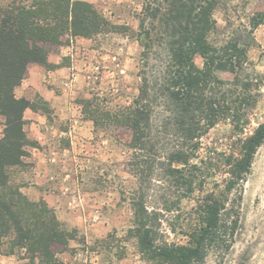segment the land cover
Returning <instances> with one entry per match:
<instances>
[{"label": "trees", "instance_id": "trees-1", "mask_svg": "<svg viewBox=\"0 0 264 264\" xmlns=\"http://www.w3.org/2000/svg\"><path fill=\"white\" fill-rule=\"evenodd\" d=\"M228 1L143 0L137 30L113 23L86 1L13 0L0 5L2 255L18 256L27 264H60L59 256L78 241L79 231L62 222L46 200L31 199L12 181L11 171L25 168L30 150L39 147L27 136L25 112H53L39 94L30 100L18 98L16 91L32 65L52 68V49L71 39L109 34L139 42V93L115 110L102 107L97 98L79 104L96 131L122 129L129 136L131 172L140 183L132 200L130 237L153 264H204L212 252L231 251L241 227L243 186L264 145V123L253 128L264 75L244 76L264 14L248 18L245 35L234 31L224 40L214 39L220 29L215 14ZM221 123L231 124L240 136L238 151L229 155L204 147V138ZM154 184L165 187L158 208L148 201ZM184 201L195 202L187 227H179L186 243L171 242L162 217L182 212ZM170 230L177 232L175 225Z\"/></svg>", "mask_w": 264, "mask_h": 264}, {"label": "rangeland", "instance_id": "rangeland-1", "mask_svg": "<svg viewBox=\"0 0 264 264\" xmlns=\"http://www.w3.org/2000/svg\"><path fill=\"white\" fill-rule=\"evenodd\" d=\"M12 1L0 0V5ZM91 1L113 23L138 29L137 15L142 11L143 0ZM258 12L264 14V0H229L215 14L220 29L214 39L224 40L234 31L245 35L248 18ZM255 39L256 45L249 52L251 65L244 71L245 77L264 75L258 70L259 64L264 62V26L256 31ZM92 49L93 60L88 54L84 55L93 61L92 70L84 73L79 82L82 88L71 95L75 114L77 109L82 112L81 99L97 98L102 107L111 110L131 104L139 93L141 47L138 42L118 34L100 35L93 40ZM196 63L203 66L200 57L196 58ZM36 96L34 91L25 95L30 100H35ZM54 114L53 111L50 115L52 119ZM253 119V128L257 123H264V83ZM4 123L0 116V137ZM72 124L70 120L59 122L57 128L60 132ZM53 135L50 137L53 148L40 145L31 149L27 166L11 172L13 183L22 185L26 195L33 200L49 196L47 202L56 210L59 219L70 229L79 231L78 241L72 242L70 250L59 256L60 264H153L140 254L136 240L129 235L134 218L132 200L136 198L140 183L131 172L134 152L127 145L128 134L122 129L96 131L94 128L89 136L76 135L75 145L70 136ZM239 137L231 124L221 123L204 138V147L229 155L238 151ZM39 151L47 159L53 156L59 161L53 164L48 160V172L42 184H37L36 178L35 159ZM164 189L161 185L152 186L150 207H160ZM194 205V201H184L182 212L162 217L169 241L186 243L179 227L181 224L187 227ZM241 211V227L231 251L226 255L212 252L204 264H264V145L244 183ZM174 225L175 234L170 230ZM27 263L18 256H5L0 252V264Z\"/></svg>", "mask_w": 264, "mask_h": 264}, {"label": "crops", "instance_id": "crops-1", "mask_svg": "<svg viewBox=\"0 0 264 264\" xmlns=\"http://www.w3.org/2000/svg\"><path fill=\"white\" fill-rule=\"evenodd\" d=\"M76 1L94 4L91 0ZM92 44L93 40L75 38L65 46L52 49L48 58L52 68L47 70L40 65H32L28 77L17 89L18 98L25 97L29 91L36 92L50 104L55 112L53 119L50 115L36 113L32 110H27L24 114V119L27 122V136L30 140L38 142L39 146L53 148V142L50 140V137L54 136L53 134L72 137V144H74V138L77 139L76 135L89 136L92 134L95 128L93 122L84 118L80 109H77L75 114L70 101L71 95L75 94L77 88H82L79 82L84 77V73L88 74L92 70L93 61L90 62L84 56L88 54L93 60ZM258 70L264 73V62L259 64ZM69 120L72 121V126L70 125L69 129L59 132L57 124L59 122L67 123ZM36 156L37 184H42V180L47 176L48 160L53 164L59 161L58 157L53 156L51 159H47V156L40 151L38 154L36 153ZM44 200L49 201L50 197L46 196Z\"/></svg>", "mask_w": 264, "mask_h": 264}]
</instances>
